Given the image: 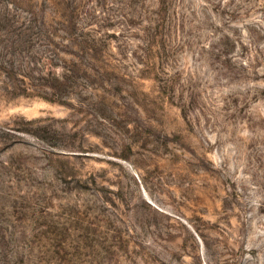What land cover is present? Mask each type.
Here are the masks:
<instances>
[{"label":"rangeland","instance_id":"1","mask_svg":"<svg viewBox=\"0 0 264 264\" xmlns=\"http://www.w3.org/2000/svg\"><path fill=\"white\" fill-rule=\"evenodd\" d=\"M0 264H264V0H0Z\"/></svg>","mask_w":264,"mask_h":264},{"label":"trees","instance_id":"2","mask_svg":"<svg viewBox=\"0 0 264 264\" xmlns=\"http://www.w3.org/2000/svg\"><path fill=\"white\" fill-rule=\"evenodd\" d=\"M151 20L153 21L154 19H151ZM154 48H155V43L151 41V44L149 46L150 51H153ZM62 51L64 53H67V54L69 53L65 49H63ZM92 58H93L94 61H96L95 57H92ZM57 67H58V65H57V62H56L55 63V68H57ZM42 68H44V67H42ZM60 68L63 69L62 73H56L55 71H52L53 69H51L49 71V75L51 77V80L48 79L46 83H42V84H44V88H43L42 92H41V90H39L38 95L40 97H43V98L51 100V101H56L55 99L58 98L57 99L58 101H60V102L63 101V100H60L59 97H56L57 96V92L58 91H62L65 88H67V86H69L70 76L68 75L69 68L66 65H61ZM77 87H78V85L75 88H77Z\"/></svg>","mask_w":264,"mask_h":264}]
</instances>
